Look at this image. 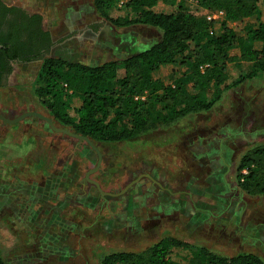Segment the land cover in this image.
Listing matches in <instances>:
<instances>
[{
	"label": "rangeland",
	"instance_id": "rangeland-1",
	"mask_svg": "<svg viewBox=\"0 0 264 264\" xmlns=\"http://www.w3.org/2000/svg\"><path fill=\"white\" fill-rule=\"evenodd\" d=\"M15 1L42 14L55 39L50 55L69 62L121 60L161 38V31L150 25H112L99 16L93 0ZM109 1L105 10L110 17L133 16L126 0ZM183 5L204 15L196 0ZM177 7L162 3L153 9L170 13ZM258 7L257 16L229 25L244 34L246 25L264 21V0ZM40 68V61L15 65L0 86V113L14 118L37 111L60 126L39 99L44 86ZM252 69V62L229 63L230 86L210 110L159 123L129 140L93 142L101 161L89 178L102 190L118 193L135 180L115 196L101 197L94 184L83 183L97 163L85 141L54 132L34 116L12 124L0 120V251L5 264H101L105 254L139 251L166 236L224 255L251 251L264 258V197L246 194L237 181L242 155L264 143V72L235 83ZM183 70L168 64L153 75L170 83ZM203 95L212 97L209 91ZM79 102L62 95L55 99L56 110L73 114ZM190 255V249H170L177 264H186Z\"/></svg>",
	"mask_w": 264,
	"mask_h": 264
},
{
	"label": "trees",
	"instance_id": "trees-1",
	"mask_svg": "<svg viewBox=\"0 0 264 264\" xmlns=\"http://www.w3.org/2000/svg\"><path fill=\"white\" fill-rule=\"evenodd\" d=\"M184 0H127L133 16L110 17L105 6L109 0H93L99 16L112 25L125 27L146 24L158 28L161 38L149 47L121 60H108L97 65L69 62L46 56L41 61L40 75L44 86L38 96L51 111L59 127L88 137L96 142H120L135 138L159 123H169L187 114L210 110L230 86L227 65L252 62L253 69L235 83L264 72V21L248 24L244 34L229 23L259 14V0H196L202 9L222 10L221 20H207L183 5ZM177 4L175 12H156L157 4ZM13 5L0 0V66L5 59H19L16 50L34 41L40 32L42 15L23 14L21 22L1 27L6 12ZM38 32V33H37ZM26 40H21V35ZM46 38V37H45ZM258 43L257 48L254 45ZM21 46V47H20ZM236 50L237 53H233ZM36 57L20 58L30 61ZM184 68L167 83L153 73L162 65ZM120 72H122L120 74ZM2 83L0 82V86ZM209 91L212 97L204 96ZM76 96L80 102L73 114L58 112L55 99ZM237 181L248 195L264 197V143L248 148L238 164ZM190 249L186 264H264L255 252L232 255L217 253L204 245L189 244L172 236L162 237L139 250H120L105 254L101 264H177L170 249ZM0 264H5L0 251Z\"/></svg>",
	"mask_w": 264,
	"mask_h": 264
},
{
	"label": "flooded vegetation",
	"instance_id": "flooded-vegetation-1",
	"mask_svg": "<svg viewBox=\"0 0 264 264\" xmlns=\"http://www.w3.org/2000/svg\"><path fill=\"white\" fill-rule=\"evenodd\" d=\"M7 4L13 5L15 8H20V9H15L14 11L8 13L6 12V14L2 17L1 27L5 32H7L8 24L9 23L13 24V22L15 23L14 29H18L19 27L17 26L18 25L17 23L21 22V18L23 14H27L29 16L37 12L29 9V7L22 5L21 3L16 2L15 0H12V2H9ZM39 29L40 32L42 33L46 32L47 35L46 36L44 35V37L42 35L39 36L40 33L37 32L38 33L37 37L34 39V41L31 42L29 40H26L25 35L22 34L20 38L22 41L26 40L27 44H23L22 48H18L16 50L17 54L19 55L17 58L19 59L3 60V63L0 66V82L2 83V85H4L7 82L16 64H25V63L39 62V61L41 62L43 58L41 57L39 58V56L42 55V57H46L50 55V52L53 46L55 45V39L53 38L51 31L45 26L43 16L39 23ZM90 30H92V32L94 31L92 28ZM30 57H36V59H32L27 62L20 61V58H30Z\"/></svg>",
	"mask_w": 264,
	"mask_h": 264
},
{
	"label": "water",
	"instance_id": "water-1",
	"mask_svg": "<svg viewBox=\"0 0 264 264\" xmlns=\"http://www.w3.org/2000/svg\"><path fill=\"white\" fill-rule=\"evenodd\" d=\"M28 116H34V117H37L39 119H42L44 121H46V123L48 124V126L54 131V132H59V133H62V134H66L68 136H71V137H74V138H77L79 141L80 140H83L85 141L96 153L97 155V163L96 165L89 169L84 178H83V183H85L86 181L92 183L95 185L96 189L98 190V192L100 193L101 197H105L106 195H110V196H115V195H118L120 193H122L123 191H125L128 187H130L135 180H133L132 182H130L121 192H118V193H111V192H106L104 190L101 189L100 185L98 182L92 180L91 178H89V175L91 173H93L94 171L97 170V168L99 167L100 165V161H101V152L100 150L98 149V147L93 143L92 140H90L88 137L86 136H83V135H79V134H76L66 128H62V127H59V126H56L53 122V120L40 113V112H37V111H25V112H22L21 114H19L18 116L14 117V118H9V117H6L4 114L0 113V120L4 123V124H12V123H15L25 117H28ZM137 180V179H136Z\"/></svg>",
	"mask_w": 264,
	"mask_h": 264
},
{
	"label": "built area",
	"instance_id": "built-area-1",
	"mask_svg": "<svg viewBox=\"0 0 264 264\" xmlns=\"http://www.w3.org/2000/svg\"><path fill=\"white\" fill-rule=\"evenodd\" d=\"M121 3H123V0H121ZM203 16L207 20H215V21H218V20H221L224 17V13H223L222 10H206L205 9Z\"/></svg>",
	"mask_w": 264,
	"mask_h": 264
}]
</instances>
